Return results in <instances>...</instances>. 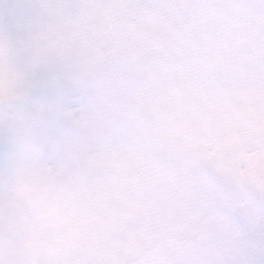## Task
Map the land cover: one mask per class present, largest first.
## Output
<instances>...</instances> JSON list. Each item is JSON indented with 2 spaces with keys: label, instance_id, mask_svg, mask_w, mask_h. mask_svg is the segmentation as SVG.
Instances as JSON below:
<instances>
[{
  "label": "snow or ice",
  "instance_id": "6c2138e0",
  "mask_svg": "<svg viewBox=\"0 0 264 264\" xmlns=\"http://www.w3.org/2000/svg\"><path fill=\"white\" fill-rule=\"evenodd\" d=\"M0 264H264V0H0Z\"/></svg>",
  "mask_w": 264,
  "mask_h": 264
}]
</instances>
